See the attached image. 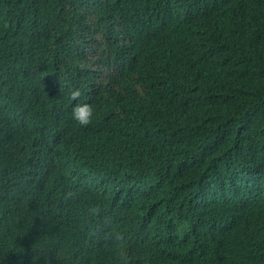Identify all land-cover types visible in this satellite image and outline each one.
<instances>
[{"label":"trees","instance_id":"16d2710c","mask_svg":"<svg viewBox=\"0 0 264 264\" xmlns=\"http://www.w3.org/2000/svg\"><path fill=\"white\" fill-rule=\"evenodd\" d=\"M0 264H264V0H0Z\"/></svg>","mask_w":264,"mask_h":264},{"label":"clouds","instance_id":"9594fccd","mask_svg":"<svg viewBox=\"0 0 264 264\" xmlns=\"http://www.w3.org/2000/svg\"><path fill=\"white\" fill-rule=\"evenodd\" d=\"M80 96L79 89L73 90L71 92V98H76ZM76 100V99H74ZM72 102V101H70ZM93 116V108L87 103L77 102L71 111V118L80 125H87Z\"/></svg>","mask_w":264,"mask_h":264}]
</instances>
